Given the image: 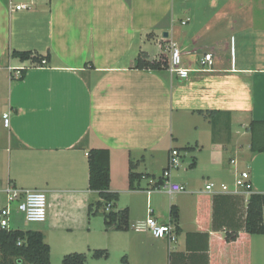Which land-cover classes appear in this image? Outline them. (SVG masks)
<instances>
[{"label":"crops","instance_id":"crops-1","mask_svg":"<svg viewBox=\"0 0 264 264\" xmlns=\"http://www.w3.org/2000/svg\"><path fill=\"white\" fill-rule=\"evenodd\" d=\"M188 1L0 0V189L45 191L52 230L84 232L89 248L112 246L129 264H264V234L241 229L251 192L264 193V152L251 150L249 131L264 121V0H208L206 19L181 16ZM170 42L182 51L187 78L136 67L141 51L168 59ZM15 50L50 57L36 65ZM205 53L213 55L208 70L200 68ZM201 110L225 114L214 125ZM91 148L110 150V188L119 195L111 209L127 207L131 225L149 208L168 223L175 206L176 241L89 215L99 199L89 189ZM172 149L182 166L169 180L186 191L148 193ZM130 161L141 174L133 188ZM238 179L252 190L234 193ZM237 229L228 242L225 233Z\"/></svg>","mask_w":264,"mask_h":264},{"label":"trees","instance_id":"trees-1","mask_svg":"<svg viewBox=\"0 0 264 264\" xmlns=\"http://www.w3.org/2000/svg\"><path fill=\"white\" fill-rule=\"evenodd\" d=\"M14 55L23 60L31 59L36 65L41 64L43 59L49 58L42 55H33L30 50L13 52ZM136 67L140 69H168V59L161 57L158 59H150L148 54L141 51L136 59ZM20 79L25 76L26 68L21 69ZM206 117L210 119L212 124L218 116L225 112L207 110L202 111ZM249 131L251 133V150L253 152H264V121L254 120L250 123ZM189 147L180 148L188 149ZM89 167V189L96 191L99 199L89 204V215L100 213L104 216V222L107 226H113L116 230H127L130 228L129 209L123 208L118 211L107 210L108 205L117 202L119 195L112 192L111 184V166H110V150L108 148H91L87 154ZM134 161H130V186L134 187L133 182L136 178H140L141 174L134 171ZM169 166L164 172L169 171ZM163 172V173H164ZM155 177V176H153ZM164 180L163 174L158 178V182ZM252 190V189H251ZM264 193L251 192L247 203L246 216L243 227L244 232L253 234H264ZM171 222H175L179 218V212L175 206L171 208ZM239 229L227 231L225 239L228 242L236 240L239 236ZM92 255L96 258L108 257L107 249L95 248ZM64 264H87V254L85 252H73L63 257ZM0 264H51V246L45 240V235L40 230L20 229L0 230ZM121 264H129L126 255H123Z\"/></svg>","mask_w":264,"mask_h":264},{"label":"built area","instance_id":"built-area-1","mask_svg":"<svg viewBox=\"0 0 264 264\" xmlns=\"http://www.w3.org/2000/svg\"><path fill=\"white\" fill-rule=\"evenodd\" d=\"M29 6L26 4L15 5V10L26 9ZM185 24L186 21H183ZM170 55L168 58V71L172 74H177L181 78H187L190 72L189 68L184 67V59L180 47L175 42L169 44ZM47 63L43 59L40 65ZM213 66L212 53H205L200 59V68L202 70L211 69ZM2 123L5 127L10 125V112L3 114ZM169 169H176L182 166V155L179 149H172L169 155ZM170 170L163 173V182L159 183L158 178L152 177L150 187L146 189L148 193L154 190L167 189L170 192H184L186 186L182 183H177L169 180ZM214 184H208L207 189L210 190ZM221 189L226 191L229 186L221 184ZM251 191L250 184L242 179L236 180L234 193H239L242 190ZM49 197L47 193L41 189L20 187L13 184H7L0 189V230L15 229L11 222L15 214H21L23 219L30 223H43L48 219ZM111 209V203L107 210ZM130 227L139 232H150L156 238L167 239L174 242L178 238V232L174 224L159 223L152 215V209H148V216L144 220H137Z\"/></svg>","mask_w":264,"mask_h":264},{"label":"rangeland","instance_id":"rangeland-1","mask_svg":"<svg viewBox=\"0 0 264 264\" xmlns=\"http://www.w3.org/2000/svg\"><path fill=\"white\" fill-rule=\"evenodd\" d=\"M183 4L185 8L181 11V16L187 14L192 19H196V18L206 19L207 16L210 14V12L207 10L208 0H190L188 2H183ZM127 201L128 199L126 197L122 198L119 202V205H121V207H124L127 205L125 204L127 203ZM99 214L103 216L102 208L100 209ZM144 219L145 218H139L137 220H144ZM11 224L14 228H20V229H29V228H33L36 230L44 229L45 231L44 230L42 231L45 232L47 242L51 245V264H64L63 257L66 254L73 252H85L87 254V264H121L123 253H120L116 249H114L111 246L112 245L111 242L108 241L101 242L99 239L101 234L93 233L91 237L97 239L99 243H103L111 246V248H108L106 246L95 247V248L107 249L109 252L108 257L96 258L92 255L93 248H89L87 244L82 243V239L85 237L84 232L52 230L49 227L47 221L43 223H30L25 221L21 214H15L12 218ZM76 248H82L84 250L70 251V249H76Z\"/></svg>","mask_w":264,"mask_h":264},{"label":"water","instance_id":"water-1","mask_svg":"<svg viewBox=\"0 0 264 264\" xmlns=\"http://www.w3.org/2000/svg\"><path fill=\"white\" fill-rule=\"evenodd\" d=\"M168 34L167 33H165V36H167Z\"/></svg>","mask_w":264,"mask_h":264}]
</instances>
